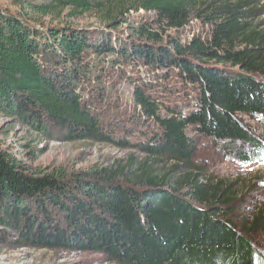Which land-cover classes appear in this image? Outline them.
I'll use <instances>...</instances> for the list:
<instances>
[{
  "label": "trees",
  "instance_id": "1",
  "mask_svg": "<svg viewBox=\"0 0 264 264\" xmlns=\"http://www.w3.org/2000/svg\"><path fill=\"white\" fill-rule=\"evenodd\" d=\"M10 1L16 13L0 9L1 115L65 142L112 144L188 168L185 183L156 176L146 162L131 176L93 168L37 177L0 151V226L44 249L77 247L118 264H264L253 244L264 232V213L242 227L225 219L240 200L227 196L221 185L194 181L200 169L192 164L195 145L187 134L194 127L215 143L247 145L252 155L264 156L240 119L264 121V31L242 22V5L213 0L203 13L208 34L182 43L167 31L184 27L192 0ZM64 10L70 16L105 13L112 28L131 12L150 11L154 17L131 25L125 39L109 27L35 22L34 17ZM153 26L164 28L159 34ZM164 37L168 45L162 44ZM124 63L130 66L126 82L132 103L157 127L142 142L119 140L104 121L106 108L93 106L85 94L87 79L95 76L90 70L99 64L125 71ZM141 69L153 76L174 72L188 100L176 101L174 87L157 88L152 77L136 78ZM158 94L174 101L164 105Z\"/></svg>",
  "mask_w": 264,
  "mask_h": 264
},
{
  "label": "rangeland",
  "instance_id": "2",
  "mask_svg": "<svg viewBox=\"0 0 264 264\" xmlns=\"http://www.w3.org/2000/svg\"><path fill=\"white\" fill-rule=\"evenodd\" d=\"M192 0L185 13L186 24L178 30L167 31V36L177 38L182 43L188 42L192 37H205L208 34L209 26L203 21L204 9L213 0ZM221 3L232 5H242L241 12L244 23L258 31H264V0H219ZM223 1V2H222ZM0 9H5L10 13H16L17 9L11 6L10 0H0ZM154 17L153 12L139 10L131 12L124 17L125 21L118 20L116 28L109 27L106 23L107 16L101 12H89L84 15L70 16L68 10L51 14L48 17H34L35 22L44 26H64L71 25L77 28H106L113 29L121 39L131 34V25L135 26ZM127 23V24H126ZM160 34V27H152ZM167 38H163L162 44H169ZM170 48V45H169ZM123 68H111L110 66L98 64L97 70H90L95 76L87 79L89 90L88 102L95 107L106 108L104 121L116 131L119 140L125 137L132 142H142L145 133H156L157 127L152 120L145 119L139 109L131 101V86L126 82L127 72H130L127 64H121ZM161 73V72H160ZM135 77L157 80L156 87L165 85V90L173 89L177 91V100L185 103L187 91L180 88L175 73L168 76L156 74L153 76L148 70L141 69L134 73ZM133 77V79L135 78ZM153 82V81H152ZM103 92V94L101 93ZM101 95L103 96L101 98ZM169 95V94H168ZM162 94L155 97L165 105H171L172 98L165 100ZM166 96V95H165ZM188 100V99H186ZM185 105V104H184ZM183 109V108H182ZM160 117L167 114L163 109ZM241 121L245 127L253 134L256 141L264 148V121L259 117L241 116ZM124 129V130H123ZM143 133V137L141 136ZM59 138L61 133H56ZM188 136L195 145L193 166L199 168L192 177L198 183L221 185L225 194L231 199L240 200L238 209L225 219L234 221L237 227H242L252 218L264 213V156L251 154L249 146L244 145H221L209 138L200 136L194 127L187 131ZM149 136V137H150ZM143 138V139H142ZM147 139V138H146ZM127 140V139H126ZM0 151L14 158L21 165L27 175L35 174L37 177L51 172L77 173L90 169H112L117 173H128L129 176L136 174V169L141 163L146 162L152 166L151 170L156 172V176L166 179L178 180L185 183V169L188 167L179 166L174 162L164 159L147 158L140 152L133 149H124L112 144H101L89 141L65 142L56 139L54 135L38 134L17 118L0 114ZM241 151L249 156L246 159L239 157ZM128 165H133L126 170ZM212 184V185H211ZM184 193L183 191L179 192ZM226 211V210H225ZM56 219H61V214H55ZM224 216V215H220ZM240 230V228H239ZM0 264H118L111 261L105 255L94 251H80L77 247H60L44 249L32 245L13 231L6 230L0 226ZM253 244L264 256V232L254 237Z\"/></svg>",
  "mask_w": 264,
  "mask_h": 264
}]
</instances>
